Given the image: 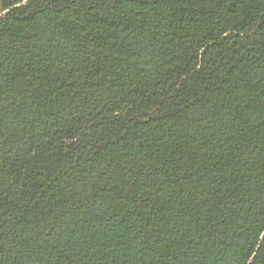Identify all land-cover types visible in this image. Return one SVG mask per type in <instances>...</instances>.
Here are the masks:
<instances>
[{
    "label": "trees",
    "instance_id": "obj_1",
    "mask_svg": "<svg viewBox=\"0 0 264 264\" xmlns=\"http://www.w3.org/2000/svg\"><path fill=\"white\" fill-rule=\"evenodd\" d=\"M0 264H264V0H0Z\"/></svg>",
    "mask_w": 264,
    "mask_h": 264
}]
</instances>
